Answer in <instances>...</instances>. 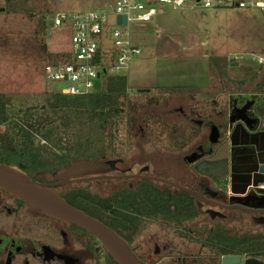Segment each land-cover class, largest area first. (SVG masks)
I'll list each match as a JSON object with an SVG mask.
<instances>
[{"label":"rangeland","instance_id":"obj_1","mask_svg":"<svg viewBox=\"0 0 264 264\" xmlns=\"http://www.w3.org/2000/svg\"><path fill=\"white\" fill-rule=\"evenodd\" d=\"M6 1L0 0V94L6 104L0 137L4 145L20 153L31 149L52 157L73 151L76 127L66 125L64 113H54L46 102L59 84L44 79L42 64L70 47V32L65 26L51 27L50 17L57 11L110 10L115 0H28L37 7L32 13H12L6 9ZM41 23L45 32L40 30ZM113 24L110 15L108 26ZM127 29L139 52L124 72L127 94L117 98L121 115L115 127L116 152L98 160L75 159L70 164L116 159L120 169L130 168L135 173L148 165V174L191 184L195 174L185 156L207 133L205 127H193L196 122H222L229 116L232 102L240 107L260 92L255 110L264 118V64H257V56H264V12L257 8L163 6L152 21L129 22ZM109 31L106 27L100 44L111 48ZM26 131L35 135L30 143ZM48 131L51 134L45 139ZM107 133L109 129L103 128L94 135L106 138ZM64 168L38 169L33 179L54 181ZM205 181L217 196L224 197L222 175ZM134 182L131 178H110L72 186L107 194ZM160 184L155 186L171 188ZM3 190L0 188V238L16 240L9 248L7 262L105 264V249L99 240L34 206L19 204ZM224 214L222 219H212L201 211L184 224L143 219L132 247L148 259L146 264H220V257L215 258L200 243L180 237L177 231L188 230L203 239L199 227L207 224L211 229L219 221L234 234H264V222L253 220L248 213L229 209ZM40 243L53 246L55 254L63 255L61 260L50 251L44 256L33 254L41 252Z\"/></svg>","mask_w":264,"mask_h":264},{"label":"trees","instance_id":"obj_2","mask_svg":"<svg viewBox=\"0 0 264 264\" xmlns=\"http://www.w3.org/2000/svg\"><path fill=\"white\" fill-rule=\"evenodd\" d=\"M6 9L12 13H32L37 7L28 0H7ZM40 30L44 32L46 30L43 23ZM126 94L125 75H107L97 89L84 95L51 92L46 100L48 107L54 113L60 111L64 113L62 121L68 126L76 127L73 151L69 149L63 153H55L52 157H43L31 149L20 153L4 145L0 137V162L17 166L33 179V174L38 169L51 170L66 166L75 159L98 160L105 155L115 154V127L121 115L117 98ZM5 117L6 104L4 95L0 94V122L4 121ZM103 128L109 129L106 138L102 134L96 137L95 132L102 131ZM24 134L28 143L33 141L34 134L29 131ZM50 134L51 131H48L43 137L46 139ZM58 193L71 205L114 229L133 251L135 249L132 242L143 219L160 218L167 223L184 224L186 220L196 218L200 214L192 194L181 189L175 193L170 188L159 189L149 180H137L132 188L122 186L107 194L82 187H69ZM15 199L19 204L25 203L23 200ZM68 226L85 231L74 224ZM199 229L204 233L203 239L189 234L188 230L184 229L177 233L186 240L200 243L215 258L226 254L264 256V234H234L219 221L215 222L211 229L207 224L200 226ZM137 256L144 264L148 263L145 256ZM105 264H118L106 250Z\"/></svg>","mask_w":264,"mask_h":264},{"label":"built area","instance_id":"obj_3","mask_svg":"<svg viewBox=\"0 0 264 264\" xmlns=\"http://www.w3.org/2000/svg\"><path fill=\"white\" fill-rule=\"evenodd\" d=\"M163 6L257 8L264 12V0H115L110 10L57 11L51 14V27H66L70 47L42 64L44 79L59 84L52 91L84 95L97 89L105 76L124 75L131 57L139 52V47L129 39V22H150ZM110 15L114 24L108 26ZM118 16H125V23L118 22ZM106 27H110L111 48L100 44ZM257 60L264 64V56H257ZM258 187L264 188V183ZM247 257L240 255L242 261ZM257 258L264 264V256Z\"/></svg>","mask_w":264,"mask_h":264},{"label":"water","instance_id":"obj_4","mask_svg":"<svg viewBox=\"0 0 264 264\" xmlns=\"http://www.w3.org/2000/svg\"><path fill=\"white\" fill-rule=\"evenodd\" d=\"M117 19L118 22L122 21L125 23L126 21L125 16H118ZM47 32L49 34V29H47ZM141 91H143V89ZM115 162L116 159L96 161L93 163L76 162L67 169L61 171L57 175L58 181L55 182H41L31 179L17 166L0 162V188L6 190L17 199L23 200L25 203L40 209L44 213L56 217L67 224H74L90 233L100 241L102 247L118 264H144V262L131 249V246L121 238L114 229L103 223L101 220L87 214L84 210L71 205L53 189V186L71 183L75 178H78L79 180L90 179L89 175L93 176V178L121 177L120 175L104 174L109 170L115 169ZM256 171L264 175V162H257ZM81 176L83 178H80ZM124 176H137V174ZM148 177L155 181L167 182L178 188L191 192L195 196H201V194L193 189L185 188L163 178L155 176ZM258 183H264V180L253 183L250 188L258 193V196L264 198V188L258 187ZM248 193L249 190L243 195L237 197H246L245 195H248ZM217 204L223 205L220 203ZM223 206L236 207L248 212H264V204L263 206L258 205L256 207L253 204L242 202L231 206ZM220 264H263V262L257 257L249 256L242 261L240 255L226 254L220 257Z\"/></svg>","mask_w":264,"mask_h":264},{"label":"flooded vegetation","instance_id":"obj_5","mask_svg":"<svg viewBox=\"0 0 264 264\" xmlns=\"http://www.w3.org/2000/svg\"><path fill=\"white\" fill-rule=\"evenodd\" d=\"M259 96H260V94H259ZM258 98H253V99L250 98L249 100L247 99L245 102H243V105L240 107L236 106L235 102H232L231 110L229 112V116L227 117V119H225L222 122H214L212 120H205L206 121L205 123H197L196 122L194 124L195 128L196 127L199 128V126L205 127L207 129V133L204 135L205 138H204V136L200 137V139L202 141L200 143L196 144L191 149L188 156L187 155L185 156V159L188 160L189 168L195 174L192 177V183L191 184L185 183L182 185V184H179V183L167 180V179H165V180L172 182V183H175L177 185L183 186L185 188L193 189L196 192H198L199 194H201V196H195L191 192H188L184 189L178 188V187L171 185L167 182L155 181L153 179H150L148 176H155V177H159V176H157V174H155V175L154 174H148V171H149L148 165H144L143 167H140L135 173H132L130 171V168L120 169L115 164V169H113L112 171H107L104 174L120 175L121 176V177H116V178L134 179L135 182L131 185V187L127 186L128 188H132L137 180H149V181L153 182L154 184L159 183V185H161L160 183H164V184L171 186L170 190L173 193H175L176 190H178V189L184 190V191L192 194L195 197V201H196V204L198 206L199 211L207 213L208 216H210L212 219H214V218L222 219L223 217L226 216L224 214V211H228L229 209H232V210H239V211L241 210L243 212H246L250 215V217L253 220L258 221V222H264V212H262V211L248 212V211L242 210L240 208H236V207H224L223 206V205L231 206V205H235V204L242 203V202H247L249 204H253L256 207L258 205L263 206L264 198H261L260 196H258L259 194L256 193L255 191H253V189H249L248 195H245L246 197H243V198L237 197L238 195H227V194H224V197H220V196H217V194H215L212 191V189H210L209 183H206V181H205L206 178H209L212 175H213V177L218 176V175L213 174V173L210 174V170L214 171L217 168V165L222 166L225 163L223 161L224 159L223 160H217L216 158L219 155V153L226 152V149L228 148L227 147L228 145H227L226 133L230 129L234 128V127H232L233 123L235 125L236 123L241 121L244 123V125L252 127L254 129L255 128L262 129V127L264 126V122H263L264 118L256 112V110H257L256 101ZM247 114H251V115L249 117H247ZM73 164L74 163L66 165V168H64L63 170L67 169L68 167H70ZM61 167H64V166H61ZM51 170H53V169H51ZM115 171H117L119 173L118 174L112 173ZM130 174H137V176H124V175H130ZM83 176H86V175H83ZM89 177H90V179H81V180H79L78 178H75V180L72 181L71 183H64V185L53 186V189L56 190L57 192H59L63 189L73 187L72 185L74 183H77V182H86V181L97 180V179H110V178H105V177L93 178V176H91V175H89ZM80 178H83V177L81 176ZM160 178H162V177H160ZM55 181H58V179L56 178V180L48 181V182H55ZM41 182H43V181H41ZM166 188H168V187H166ZM4 192L6 194L12 196L13 199L16 201V199H15L16 197H14L13 195L9 194L6 191H4ZM215 202L223 204V205H218ZM14 242H16V240H14V239L2 241V239L0 238V256H2V257H0L1 258L0 262L2 264L3 263L10 264V262H7V255L10 251L9 248L11 247V245L14 244ZM40 249H41V252L37 253L36 251H34L33 254H36V255L42 254V256H44L46 253H48L50 251L51 255L54 254L55 257L60 258V260H61V257L63 256L62 254H60V255L55 254L56 251L53 249V246L46 244V243H40Z\"/></svg>","mask_w":264,"mask_h":264},{"label":"crops","instance_id":"obj_6","mask_svg":"<svg viewBox=\"0 0 264 264\" xmlns=\"http://www.w3.org/2000/svg\"><path fill=\"white\" fill-rule=\"evenodd\" d=\"M260 96L258 94L256 97ZM232 127L226 133V152L219 153L216 158L224 159L225 163L217 165L214 171L210 170V174L216 172L214 174L223 176L225 194L239 196L251 189L253 183L264 180V175L256 171L257 162H264V126L262 129H254L240 121L235 125L233 123Z\"/></svg>","mask_w":264,"mask_h":264}]
</instances>
